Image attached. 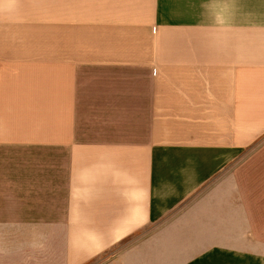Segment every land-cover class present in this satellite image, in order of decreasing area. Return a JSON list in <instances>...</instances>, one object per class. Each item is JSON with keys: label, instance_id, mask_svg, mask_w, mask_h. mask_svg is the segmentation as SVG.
Returning a JSON list of instances; mask_svg holds the SVG:
<instances>
[{"label": "crops", "instance_id": "1", "mask_svg": "<svg viewBox=\"0 0 264 264\" xmlns=\"http://www.w3.org/2000/svg\"><path fill=\"white\" fill-rule=\"evenodd\" d=\"M41 246L264 264V0H0V264Z\"/></svg>", "mask_w": 264, "mask_h": 264}, {"label": "rangeland", "instance_id": "2", "mask_svg": "<svg viewBox=\"0 0 264 264\" xmlns=\"http://www.w3.org/2000/svg\"><path fill=\"white\" fill-rule=\"evenodd\" d=\"M40 243L41 245L44 244V247L46 248L47 236H40ZM122 249L123 248H119L118 250H115V252L112 251L104 252V254L91 258L90 260L81 264H113V262H116L115 258H117V256L122 253L121 252ZM50 253L53 252H47L46 249L44 250L43 246H41V250H40L41 263L47 264L49 262V264H52L51 256L49 258L47 257V254ZM61 258H62L61 252L58 250V246H57V250L55 252V262H56L55 264H62Z\"/></svg>", "mask_w": 264, "mask_h": 264}]
</instances>
